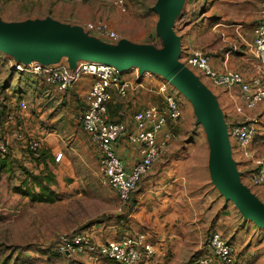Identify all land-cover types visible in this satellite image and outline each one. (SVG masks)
<instances>
[{
    "label": "crops",
    "instance_id": "crops-1",
    "mask_svg": "<svg viewBox=\"0 0 264 264\" xmlns=\"http://www.w3.org/2000/svg\"><path fill=\"white\" fill-rule=\"evenodd\" d=\"M53 1L58 2L54 10L61 26L87 34L85 23L92 20L81 18L85 15L83 11L86 5L84 3L75 2V4H72L71 2L69 4L64 0ZM218 1L225 2V0ZM226 1L229 2L227 7L230 6L228 9L232 11V14L229 16L233 21L244 22L249 25L248 35L245 37V48L240 51H237L235 45L229 50L222 48V50L212 53L213 55H208L209 63L215 71L237 70L249 79L257 72V60L253 56L250 46L253 38L252 29L259 22L262 15L260 1ZM62 3L64 6H61ZM22 4L21 0H0V20L16 22L40 18L29 14L30 9L22 7ZM88 6L93 7L94 12H99L98 8L101 7L99 3H91ZM62 7L66 12L61 13ZM235 7L237 10L234 9ZM236 12L239 14H236ZM51 17L53 16L51 15ZM91 17L93 20L102 19L96 13ZM178 19L177 35L180 37L182 55L191 52L195 47H199L197 42H201V37L205 33H212L211 29H207V19H204V16H196V18L191 19L189 14L185 18L181 14ZM102 20L106 21L111 29L117 30L113 21ZM198 23L200 24L198 25ZM216 27H219V25ZM218 30L222 32V29L218 28ZM128 41L139 43L138 40ZM106 43L109 42L106 41ZM6 56L12 60L14 59V61L17 60L9 52L6 53ZM48 65L56 68H67L70 72L75 73L78 70L79 60H72L70 57L64 56L55 59ZM120 73L123 78L132 81V86L126 97L118 96L115 89H112L111 99L107 104V116L110 119L122 121L129 125L135 111L149 105L161 106L163 104V97L158 90L163 77H160L159 82L149 72H140L138 67L136 69H130L129 67ZM37 77L44 79L42 76ZM201 81L213 93L229 123L238 121L240 115L235 112V106L244 103L239 89L224 91L211 85L204 78ZM90 82L91 77L89 75H81L73 87L66 92H61L53 86L57 92L61 93L60 100H64V104L67 106L69 103L71 104L68 107L71 113L67 115H69L73 125L70 127L71 134L68 136H61L57 129L45 130L43 126L38 125V121L26 109L14 107V100L12 99L7 98L8 100L1 101L4 96H0V109L4 114L0 119V138L9 142L8 152L6 154L0 153L1 196L9 192L10 195L17 197L19 194L14 193L13 187L20 185L26 178L21 168L36 165L31 162L24 150V142L27 137L40 140L41 154L45 165H38V168L41 171L45 167L51 172L53 181L57 183L65 182L64 178L71 175L69 171H71L72 155L76 147L82 146L98 152L99 159L98 149L95 148L90 135L81 128L78 121V116L84 108L83 100ZM74 103L76 107L73 105ZM7 113H14L16 116L15 121L8 120L5 117ZM243 113L247 117H257L259 123L263 124L264 101L252 109L245 107ZM39 119L43 120L44 116H40ZM52 121L50 119V122ZM74 124H77L76 130L81 132L83 139H79L78 136L74 135ZM176 124L169 122L168 126L160 133L161 136L168 134V141L152 167L140 177L130 199L125 204H120V220L118 222L108 221L97 226L92 225L82 231L95 243L107 242L123 234L145 233L147 239L153 244V256L151 259L142 260L137 264H198L197 259L199 257L209 254L207 240L210 234L220 232L227 238L228 229L238 219V211H234V205L233 207L228 205V201L220 194L211 180L208 169L209 147L195 149L192 142L188 144L176 142L174 140L178 130ZM18 125L21 128L19 136L16 135ZM259 128L261 129L259 130ZM257 134L260 137L259 143L263 146L264 127L259 125ZM115 146L116 152L127 169L139 159L137 148L129 143L126 138H121ZM248 149L253 150V147ZM244 150L245 147L238 146L237 149L233 150L234 156L231 154L237 164V170L243 178L246 169L250 165V160L243 156ZM59 152L62 153V157L59 161H55V155ZM54 188L56 189V187ZM260 191L264 193V188ZM112 193L115 195L113 191ZM38 256L47 258L46 255ZM56 258L61 259L62 264H112L108 261L90 262L86 259L85 252L73 253L70 257L58 255ZM210 264H215V261L211 259Z\"/></svg>",
    "mask_w": 264,
    "mask_h": 264
},
{
    "label": "rangeland",
    "instance_id": "rangeland-1",
    "mask_svg": "<svg viewBox=\"0 0 264 264\" xmlns=\"http://www.w3.org/2000/svg\"><path fill=\"white\" fill-rule=\"evenodd\" d=\"M21 1L23 2L22 7L30 9L29 14L40 17L37 20L49 17L60 25L61 22L57 19L54 10L58 4L57 1ZM124 1L126 6L124 12L112 4V0H77L72 4L81 2L86 5L83 11L85 15L81 17L82 19L95 21L91 15L96 13L99 18L113 21L117 27L115 31L119 35V40H138L140 44H152L158 49L163 48L162 39L156 32L158 15L153 10L157 0ZM68 3L71 4V2ZM91 3H99L102 8L99 7L98 11L102 13L101 15L99 12H94L93 7L88 6ZM228 4L229 2L226 0L224 3L218 0H182L179 4L171 6L174 19L173 29L177 34L178 16L181 14L184 18L189 14L191 19L196 16H204V19H207V29H211L212 33H205L201 37V42H197L199 47H195L193 50H200L207 55L218 52L222 48L232 49L233 45L237 47V51L243 50L249 25L233 21L229 16L232 11L228 9L230 8V6L227 7ZM61 6H64L63 3ZM234 9L237 10L236 7ZM179 11L180 13H178ZM63 12L66 11L62 7L61 13ZM236 14L239 13L236 12ZM51 15L55 17L53 18ZM218 25L219 27H216ZM218 28L222 29V32H219ZM87 35L91 37L90 34L87 33ZM100 42L106 43V40L103 39ZM2 51L4 50L0 51V96H4V98L1 101L7 98L12 99L14 107H19L20 101L23 100L27 106L26 110L38 121L40 127L43 126L45 130L57 129L61 136L70 135V127L73 124L67 114L71 113L68 110L71 104L69 103L68 106L64 104V100H60L61 93L32 72L11 70L9 64L14 59L7 57L6 51L4 53ZM60 57L64 56L58 58ZM32 60L34 59L30 61ZM19 61L22 62L21 59ZM132 68L136 69L135 66L130 67V69ZM146 71L155 76L156 80L162 77L151 70ZM162 83H166L167 89L175 97L181 109V117L176 124L178 130L174 140L185 144L192 142L195 149L202 147L206 149L208 144L205 130L202 124L196 122L193 105L165 78ZM239 106H244L242 107L244 112L246 107L244 103ZM236 107L235 112L238 113ZM42 115L44 119L40 120L39 117ZM238 115H240L239 120L247 117L244 113H238ZM223 116L225 115L223 114ZM255 118L257 121L256 134L246 147H253V151L260 154L264 152V145L259 143L260 137L257 134V129L259 125L264 127V123H259L258 118ZM50 119L53 121L50 122ZM225 119L226 123L231 124L227 116ZM74 126V135L83 139L81 132L76 130L77 124ZM229 142L231 154L234 156L233 150L237 149L239 144L233 139H229ZM73 153L71 171H69L71 175L64 178L65 182L53 181L50 185L51 188L56 187L53 191L57 198L53 202H31L27 197H22L20 194L14 197L9 192L3 196L0 195V264H62V260H58L56 258L58 255H55L51 250L59 235L82 233L92 225L97 226L108 221L118 222L120 220L121 203L101 175L98 152L78 146ZM27 155L36 165L21 168L25 175L28 171L29 177L30 175L45 176L48 174L52 176L44 166L41 171L38 168V165H45L42 154L41 157ZM251 169L252 166L249 165L241 180L264 204V193L260 191L262 188L254 186L250 181ZM228 205L233 207L234 204L228 201ZM233 209L235 212L238 211V219L228 229L227 239L236 249V264H264V227H259L253 221L245 218L235 205ZM241 221L243 222L241 223ZM38 255H46L47 258Z\"/></svg>",
    "mask_w": 264,
    "mask_h": 264
},
{
    "label": "built area",
    "instance_id": "built-area-1",
    "mask_svg": "<svg viewBox=\"0 0 264 264\" xmlns=\"http://www.w3.org/2000/svg\"><path fill=\"white\" fill-rule=\"evenodd\" d=\"M73 2L77 0H64ZM262 15L259 22L252 29L251 52L257 60V72L251 78H245L237 70L224 69L215 71L206 53L192 50L182 55L179 61L195 75L208 80V82L225 91L239 89L246 108L252 109L264 101V0H259ZM120 11L126 9L124 0H112ZM87 33L96 39L106 40L109 43L119 41L118 33L111 29L103 20L85 23ZM14 71H30L37 76H42L49 85L56 87L61 92L71 89L81 75H89L91 82L84 96V108L78 116V121L90 135L91 142L100 153L99 168L103 179L115 193L121 204H125L136 188L140 177L145 174L158 158L162 148L168 141V134L160 135L169 122L176 124L181 117V109L175 97L167 89L166 83L159 86V93L163 97V104L149 105L135 111L131 124L109 119L107 104L111 99L114 88L117 95L126 97L132 86V81L123 78L120 71L111 64L79 60L78 70L75 73L67 68H56L37 60L28 63L10 62ZM26 109L24 101L18 105ZM244 107V106H242ZM241 106L236 107L238 113H243ZM8 120L16 119L14 113H7ZM17 124V123H16ZM257 121L255 117H244L243 120L227 123L229 139L235 140L239 147H245L243 156L250 160L252 166L250 181L254 186L264 188V152L257 154L246 147L256 134ZM18 125L16 135H20ZM121 138H126L135 145L139 159L127 169L116 152L115 145ZM40 140L26 138L24 150L29 155L38 156ZM9 142L0 138V153L6 154ZM62 153L55 155L54 160L59 161ZM242 178V177H241ZM208 255L197 259L198 264H209L211 259L215 264H236V249L220 232H212L207 240ZM54 250L58 255L70 257L73 253L85 252L86 259L90 262L108 261L112 264H137L142 260H149L153 256V244L143 232L123 234L118 238L103 243L93 242L83 233H63L54 242ZM79 264V263H78Z\"/></svg>",
    "mask_w": 264,
    "mask_h": 264
},
{
    "label": "water",
    "instance_id": "water-1",
    "mask_svg": "<svg viewBox=\"0 0 264 264\" xmlns=\"http://www.w3.org/2000/svg\"><path fill=\"white\" fill-rule=\"evenodd\" d=\"M182 0H157L153 10L158 15L157 35L163 48L125 39L101 43L76 30L57 24L52 18L4 22L0 20V49L17 60L31 59L48 64L59 56L111 64L120 72L138 67L140 72H156L179 90L193 105L196 122L202 124L209 147L208 169L211 180L239 212L257 226L264 227V204L241 181L237 164L231 156L227 123L210 89L179 61L180 37L173 29L171 6Z\"/></svg>",
    "mask_w": 264,
    "mask_h": 264
},
{
    "label": "trees",
    "instance_id": "trees-1",
    "mask_svg": "<svg viewBox=\"0 0 264 264\" xmlns=\"http://www.w3.org/2000/svg\"><path fill=\"white\" fill-rule=\"evenodd\" d=\"M3 116L4 114L0 109V119ZM40 149L41 148L38 149V154L41 157ZM52 182H53V177L50 174L45 176L30 175L29 177L27 171L26 178L20 183V185L13 187V191L20 194L21 196L29 198L31 202H53L57 198V195L50 187ZM51 250L55 255H57V253L54 250V244Z\"/></svg>",
    "mask_w": 264,
    "mask_h": 264
}]
</instances>
